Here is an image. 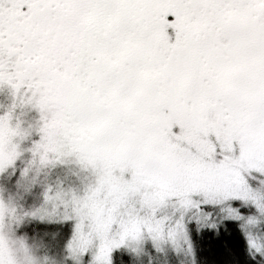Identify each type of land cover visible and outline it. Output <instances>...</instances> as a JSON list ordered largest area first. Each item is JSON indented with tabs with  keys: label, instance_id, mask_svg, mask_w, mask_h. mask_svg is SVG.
<instances>
[{
	"label": "snow or ice",
	"instance_id": "1",
	"mask_svg": "<svg viewBox=\"0 0 264 264\" xmlns=\"http://www.w3.org/2000/svg\"><path fill=\"white\" fill-rule=\"evenodd\" d=\"M0 264H264V0H0Z\"/></svg>",
	"mask_w": 264,
	"mask_h": 264
}]
</instances>
